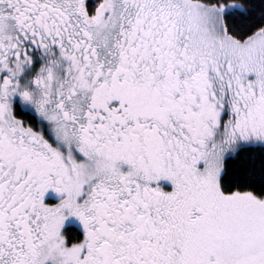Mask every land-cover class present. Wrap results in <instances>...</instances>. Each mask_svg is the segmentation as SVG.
Returning <instances> with one entry per match:
<instances>
[{"label":"snow or ice","instance_id":"1","mask_svg":"<svg viewBox=\"0 0 264 264\" xmlns=\"http://www.w3.org/2000/svg\"><path fill=\"white\" fill-rule=\"evenodd\" d=\"M0 264H264V0H0Z\"/></svg>","mask_w":264,"mask_h":264}]
</instances>
